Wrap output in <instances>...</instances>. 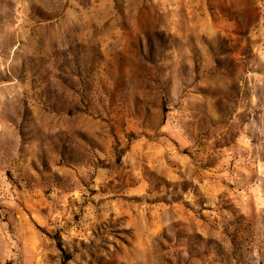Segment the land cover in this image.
Segmentation results:
<instances>
[{
  "label": "rangeland",
  "instance_id": "obj_1",
  "mask_svg": "<svg viewBox=\"0 0 264 264\" xmlns=\"http://www.w3.org/2000/svg\"><path fill=\"white\" fill-rule=\"evenodd\" d=\"M0 264H264V0H0Z\"/></svg>",
  "mask_w": 264,
  "mask_h": 264
}]
</instances>
